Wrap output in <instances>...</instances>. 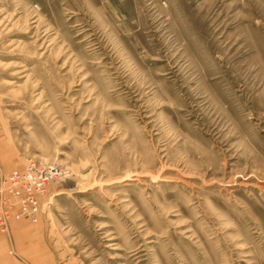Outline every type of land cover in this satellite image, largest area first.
Listing matches in <instances>:
<instances>
[{"label":"rangeland","instance_id":"obj_1","mask_svg":"<svg viewBox=\"0 0 264 264\" xmlns=\"http://www.w3.org/2000/svg\"><path fill=\"white\" fill-rule=\"evenodd\" d=\"M78 264H264V0H0V164Z\"/></svg>","mask_w":264,"mask_h":264},{"label":"built area","instance_id":"obj_2","mask_svg":"<svg viewBox=\"0 0 264 264\" xmlns=\"http://www.w3.org/2000/svg\"><path fill=\"white\" fill-rule=\"evenodd\" d=\"M68 176V170L59 163L30 161L25 168L10 172L2 171L0 164V231L8 232L11 219L37 222L49 187Z\"/></svg>","mask_w":264,"mask_h":264},{"label":"crops","instance_id":"obj_3","mask_svg":"<svg viewBox=\"0 0 264 264\" xmlns=\"http://www.w3.org/2000/svg\"><path fill=\"white\" fill-rule=\"evenodd\" d=\"M41 216L37 222L11 219L8 232L0 231V264H78L58 247L51 220Z\"/></svg>","mask_w":264,"mask_h":264}]
</instances>
